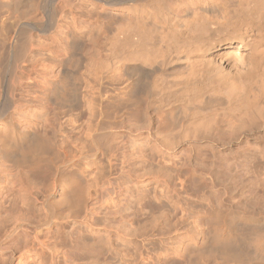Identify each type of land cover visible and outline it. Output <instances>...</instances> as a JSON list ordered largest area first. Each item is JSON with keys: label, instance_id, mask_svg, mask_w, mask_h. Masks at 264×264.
Returning a JSON list of instances; mask_svg holds the SVG:
<instances>
[{"label": "rangeland", "instance_id": "1", "mask_svg": "<svg viewBox=\"0 0 264 264\" xmlns=\"http://www.w3.org/2000/svg\"><path fill=\"white\" fill-rule=\"evenodd\" d=\"M82 1L64 0V18L44 34L27 33L24 23L52 26L46 7L19 15L0 6V34L21 54L16 71L11 54L2 55L0 127L13 124L45 145L40 156H25L23 142L6 144L0 133V264H264V253L215 254L202 245L228 210L263 219L235 225L244 237L264 228V128L235 145L182 140L195 126L190 115L157 116L147 95L119 94L122 72L109 73L102 60L105 19H82ZM65 73L78 90L61 101L48 88ZM162 124L176 143L147 141L167 132ZM217 126L216 135H227ZM54 179L72 187L69 200L52 198Z\"/></svg>", "mask_w": 264, "mask_h": 264}, {"label": "bare ground", "instance_id": "2", "mask_svg": "<svg viewBox=\"0 0 264 264\" xmlns=\"http://www.w3.org/2000/svg\"><path fill=\"white\" fill-rule=\"evenodd\" d=\"M63 1L1 0L0 6L12 8L19 15L29 14L39 6L46 7L52 26H44L41 18L24 23L27 33L38 30L44 34L58 27L59 20L64 18L63 11L58 12ZM84 1L88 5L82 10V19L84 16L105 19L109 55L102 60L109 73L122 72L124 86L117 90L119 94L124 90L147 95L151 99L149 110L157 116L164 113L163 117L172 118L178 113L185 119L190 115L195 126L182 140L211 139L208 141L235 145L243 142L249 132L253 133V128H264V114L258 108L264 94V0ZM72 20L77 17L72 16ZM11 40L7 34H0V64L3 54H11L12 67L16 71L21 54L14 51ZM64 52L59 46L56 53L59 62L64 61ZM67 76L61 74L50 83L48 92L53 98L64 101L69 93L77 92V86L69 85ZM119 81L122 83L121 79ZM181 119L180 124L183 123ZM167 123L169 125V121ZM217 123H222V128L226 125L227 135L215 134L219 129ZM0 133L4 134L6 144L23 142L19 148L25 156L34 157L45 150L41 140H29L32 133H20L13 124L1 126ZM164 133L162 137L149 135L147 141L164 145V142L176 143L180 139L169 130ZM66 184L61 179L52 181V190L56 189L53 199L69 200L66 189L72 187ZM224 221V225L212 228L210 235L203 238L204 247L208 246L215 254L226 252L232 256L245 251L254 255L264 253V228H260L258 234L244 237L236 232L235 226L243 223L258 227L263 219L228 210L224 213ZM192 246L186 244V249Z\"/></svg>", "mask_w": 264, "mask_h": 264}]
</instances>
